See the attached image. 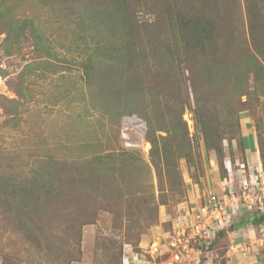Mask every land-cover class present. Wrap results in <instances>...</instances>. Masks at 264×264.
Here are the masks:
<instances>
[{
  "label": "trees",
  "instance_id": "16d2710c",
  "mask_svg": "<svg viewBox=\"0 0 264 264\" xmlns=\"http://www.w3.org/2000/svg\"><path fill=\"white\" fill-rule=\"evenodd\" d=\"M23 1L30 4L31 15L0 0L6 54L30 44L46 58L42 69L48 70L57 56L54 33L47 34L44 20L58 36L68 32L67 41L75 42L83 58L88 100L93 105L97 99L106 114L113 110L117 117L138 111L148 126L150 149L148 161L137 152L103 151L102 138L91 135L61 143L71 152L68 158L42 155L26 170L7 167V173L0 172V222L24 235L20 240L27 256L17 264H33L36 257L40 264H72L81 259L83 227L100 221L102 213L112 214L111 228L121 231L122 239L97 233L92 264L101 259L122 264L123 245L138 247L141 236L158 223L159 207L185 198L179 161L200 170L198 143L205 154L216 155L221 177L227 178L222 142L236 138L241 120L229 104L227 117L235 121L222 123L218 100L225 94L251 109L255 102L264 103V2L245 0L242 12L236 0L228 8L225 0ZM32 70L26 65L14 87L25 101ZM191 101L197 143L182 118ZM13 103L7 113L16 108ZM239 144L246 154L242 139ZM4 155L0 150V167ZM263 222L243 209L209 248L218 251L228 233L248 226L258 230Z\"/></svg>",
  "mask_w": 264,
  "mask_h": 264
},
{
  "label": "rangeland",
  "instance_id": "374dc122",
  "mask_svg": "<svg viewBox=\"0 0 264 264\" xmlns=\"http://www.w3.org/2000/svg\"><path fill=\"white\" fill-rule=\"evenodd\" d=\"M225 1L224 7L226 6L227 8L228 2L230 4L233 2L232 0ZM244 1L236 0L234 6L236 8L240 6L243 12ZM261 1L264 2V0ZM7 4L8 7L13 6V10L21 14L31 15L33 13L30 4L23 0H7ZM44 21L47 22L44 27L47 34L49 35L50 32L54 33V36L51 37L52 47L57 56V58L49 60L50 65H48V70L42 69L44 65L42 63L46 58L43 54L33 52L30 44L27 45L25 43L21 52L15 55H7L2 47L5 36L0 35V150L5 153V162L2 163L0 172L7 173L9 171L7 167L11 166H16L15 169L17 170H21V168L26 170L35 158H43L41 157L42 155L56 154L57 156L68 158L71 152L66 150V147L60 146L61 143H66L72 138L85 139L91 135L92 137L99 136L102 138L104 144L103 151L123 150L137 152L141 154L143 159L148 161L150 146L146 142L148 126L144 117L134 109H130V114L123 113L120 116L121 118L117 117L113 110H110V114H106L100 107L101 104H99L97 99H95V104L92 105L88 100L86 85L83 80L81 66L83 58L79 54L80 51L75 50V47H77L75 42L73 44L67 41L69 40L67 38L70 37L68 32H62L58 36L56 27L52 26L48 20ZM26 65H30L33 69L25 81L30 90V96L27 101L20 99L14 89L21 78V73H24ZM52 69H55L56 72L52 73ZM225 97L226 95L224 94L218 100L221 113L220 121L222 123H226L227 121L233 123L235 121V119L227 117V110L225 109L229 104H233V108L239 111V120L242 114H246L249 117L256 138L259 154L258 161L254 163V158H250L251 163L246 160L248 158L245 152H242L239 144L240 139H242L240 129L235 139H225L222 142L225 156L224 163L230 169L228 170L227 178L222 179L221 177L216 155L213 152L205 154L202 145L199 143L198 150L202 155L200 170L193 167L188 168L184 160L179 161V170L185 181V185L189 183L195 185L197 183H219V180L222 183H228L225 180L231 178L232 182L235 183L236 192L238 193L240 176H245L250 181L249 183H254L253 180L255 178L247 171V166L254 169L255 173L259 169L263 175L259 180L264 179V103L260 101L257 104L255 102L251 109L247 105L239 106L237 101L231 97ZM245 100V97H242V101L244 102ZM11 103L14 106L17 104V106L16 108H12L14 111L7 113L6 107ZM192 109H194V105L191 101V108L184 111L182 118L186 122L190 138L194 143H197V141L200 142L198 140L200 136L194 129ZM124 117H131L132 121L124 123ZM135 120L143 123L144 136L141 140H137L138 137H134L133 135V130L138 125L136 124L137 122H134ZM110 121L114 125H111ZM244 139L242 140L245 151L248 148L251 151L253 143H248ZM131 141L132 143H130ZM74 151L78 153L80 149ZM261 154H263V157H261ZM242 165L245 167V172L241 173L240 168ZM192 175H194V178ZM226 194L228 195L227 192ZM223 200L225 201V206H227L226 210L229 212L228 201L226 199ZM174 203L169 206L159 207L158 223L149 228L141 236L138 247H133L130 244L123 245L122 264H125L126 252L139 253L143 256V259L146 258L147 261H152L149 256L151 245L158 243L159 239H164L163 237H165L166 232L187 229L190 224L191 209L195 204L192 205L188 202L187 193L180 203ZM243 209V207H240L234 214L230 212L232 213V220L238 217ZM227 212L224 210V213ZM251 213L264 218L262 211L257 208ZM111 219L112 214L102 213L99 215L98 220L100 221L83 227L81 259L72 264L93 263V249L97 233H102L104 236L110 238L122 239V232L111 228ZM230 220L228 219V224H230ZM12 226L4 227V223L0 222V264H17V262L23 261L24 257L27 256L20 240V237L23 238L24 235L21 236L19 229ZM260 226L264 227V223L260 224ZM256 232L259 234V228ZM228 240L221 241H224V244L227 245ZM221 244L219 243V245ZM195 247L204 248L199 244ZM223 250L224 248L222 247L218 251L213 249L212 256L202 253L200 264L218 261L222 256ZM129 260L126 262L129 263L131 261ZM33 264H40L39 257H36ZM42 264H54V262ZM99 264H104L103 259L99 261Z\"/></svg>",
  "mask_w": 264,
  "mask_h": 264
},
{
  "label": "built area",
  "instance_id": "2783aa9c",
  "mask_svg": "<svg viewBox=\"0 0 264 264\" xmlns=\"http://www.w3.org/2000/svg\"><path fill=\"white\" fill-rule=\"evenodd\" d=\"M131 121V117L123 118L124 123H130ZM134 122H137L138 125L134 128L133 135L138 137L137 140H141L144 136L143 123L136 120ZM240 169L241 173L245 172L243 165ZM247 171L251 176H254V183H249L250 181L245 176H240L238 193L236 192L235 183L231 179L228 180V195L226 194L225 199L228 201L229 212L226 210L227 206H225L224 200L222 201L215 194L209 193L201 204H196L191 209L190 224L187 229L166 232L164 239H159L158 243L150 246L149 256L152 261H147L146 258L143 259V256L139 253L126 252L125 264H200L202 253L212 256L213 249H209V246L216 239L217 233L228 227V219H231V222L233 218L231 217L232 213L234 214L240 207H243L249 213L257 208L262 211V216H264V179L259 180L263 176L262 172L257 169V173H255L250 166L247 167ZM224 210L227 213H224ZM259 235V241L263 244V226H260ZM197 244L204 248L195 247ZM158 259L159 261H157ZM128 260L129 263L126 262Z\"/></svg>",
  "mask_w": 264,
  "mask_h": 264
},
{
  "label": "crops",
  "instance_id": "0c3cea01",
  "mask_svg": "<svg viewBox=\"0 0 264 264\" xmlns=\"http://www.w3.org/2000/svg\"><path fill=\"white\" fill-rule=\"evenodd\" d=\"M240 120L242 139L245 138L248 143H253L251 151L249 148L246 149L247 161L251 163L250 158H254V163H256L259 154L251 121L246 114H242ZM225 182H228V180H225ZM186 186L188 202L192 205L200 204L209 193L215 194L222 201L227 196L228 183H222L220 180L219 183H198L196 185L189 183ZM256 230V228L248 226L228 233L227 240H229L227 245L224 246L223 256L218 261L208 264H263L264 243L261 244V241H259L260 236L258 237L259 234Z\"/></svg>",
  "mask_w": 264,
  "mask_h": 264
}]
</instances>
